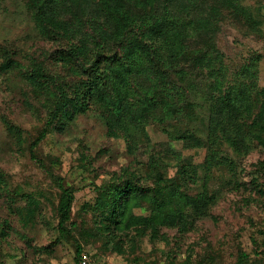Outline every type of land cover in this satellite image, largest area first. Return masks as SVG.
<instances>
[{
	"label": "rangeland",
	"instance_id": "rangeland-1",
	"mask_svg": "<svg viewBox=\"0 0 264 264\" xmlns=\"http://www.w3.org/2000/svg\"><path fill=\"white\" fill-rule=\"evenodd\" d=\"M66 1L46 11L49 0H0V264H77L78 245L99 264H264V183L258 181H264V144L253 136L243 141L221 134L215 143L207 137L218 88L207 66L202 71L193 61L204 54L220 67L224 89L246 84L259 93L264 0H198L186 16L211 18V29L163 41L159 58L170 46L184 47L172 66L193 72L194 88L176 85L172 93L196 118L176 108L165 121L150 118L136 133H117L125 125L111 105L96 100L76 110L68 103L34 148L43 168L30 145L57 99L54 80L79 82L87 77L84 66L118 53L119 38L101 36L108 24H91L100 1ZM143 1L123 0L135 19L155 21L165 10L164 2ZM41 20L56 32L45 33ZM70 43L82 48L81 61L60 52ZM146 59L126 74L133 105L142 104L156 80ZM39 67L50 76L47 84L35 75ZM54 175L74 190L76 225L66 223L71 235L58 229L61 192ZM129 182L140 192L131 213L141 223L128 224L118 202L116 211L107 204L113 185Z\"/></svg>",
	"mask_w": 264,
	"mask_h": 264
},
{
	"label": "trees",
	"instance_id": "trees-1",
	"mask_svg": "<svg viewBox=\"0 0 264 264\" xmlns=\"http://www.w3.org/2000/svg\"><path fill=\"white\" fill-rule=\"evenodd\" d=\"M48 7H43L48 11L50 8L67 2L66 0H49ZM102 7H97L96 19L94 22L101 26V22L108 24V28L100 27L101 36L107 38L110 36L118 37V53L105 54L103 64H97L95 61L90 62L83 67L86 78H82L76 83L61 84L58 80H54L55 87L58 89L57 99L54 105L49 109L47 119L44 127L39 135L30 145L31 158L39 165L45 168L44 163L36 156L34 148L45 137L49 128L53 125L55 118L62 115L68 103L74 105L76 110L84 109L87 105H91L96 100L103 103L106 107L111 105L114 114L124 123V129L117 131V133H136L137 125L148 121L150 118H158L165 121L169 118L171 113L176 108H181V112L191 117L196 118V115L191 111H187V107L181 102L174 99L172 90L176 85L184 86L187 84L189 89L194 88L192 84L191 71L177 69L172 66L179 56L183 53L184 47L176 48L170 46L165 58H159V51L163 47V41L170 43L172 40L178 41L179 36H192L193 33L210 30L213 26L211 18L207 16L187 17L186 11L188 5L196 4L198 0H151L153 3L164 2V11L158 16L157 20L135 19L133 14L126 8L123 0H116L115 4L111 0H99ZM149 2L144 0L143 2ZM166 2V3H165ZM188 2L187 5L184 3ZM166 4H171L172 8L167 7ZM191 7V6H190ZM213 13L219 18L220 10L213 9ZM41 17V16H40ZM128 25H130L129 31ZM41 27L45 33L56 32L50 29L46 23L41 20ZM97 42L101 48L103 45L99 43L95 37L92 38ZM67 48L68 51L61 50V53H69L78 61H81L83 54L82 48H77L76 45L70 43ZM97 58L101 51H96ZM12 57V56H11ZM10 59L12 60V58ZM168 57V58H167ZM146 59L149 63L148 74L155 75V83L150 85L147 95L142 101L141 105H133L132 101H128V94L132 86L129 82V77L126 74L137 65V61ZM194 64L200 69L204 70L207 66L208 70L206 76L214 77L215 86L218 88L217 92L212 93L211 100L208 107L207 127L210 128L207 137L212 139L215 143L216 139L221 135L234 136L235 139L240 137L243 141H250V137L257 138L264 144V88L258 90L259 93L253 92L245 87L246 84L238 86L232 85L231 88L224 89L223 81L225 75L220 67L212 65V61L207 59L204 54L195 55L193 58ZM214 68V69H213ZM211 70V71H210ZM37 78L47 84L50 76L39 67V71L34 69ZM176 74L177 79H173L172 75ZM116 83L117 85L108 84ZM110 88V89H108ZM184 90V89H183ZM257 94V97L255 95ZM260 96V97H258ZM254 99L260 102L258 110L253 104ZM97 101V102H98ZM83 102V106H82ZM161 107L163 114L157 112V108ZM75 112V111H74ZM101 114H99L100 116ZM101 117V116H100ZM173 126V125H171ZM260 131H257L256 129ZM180 128H175L176 132L180 133H194L189 128L184 132L178 131ZM199 144L203 146V141L199 140ZM213 151V150H212ZM216 154V153H215ZM214 154V155H215ZM210 169V167H207ZM56 185L61 192V198L58 206L59 221L58 229L62 234L71 235V229L66 227V223L70 222L71 228L75 227L76 223L71 219L72 205L75 199L74 190L66 186L59 175H54ZM257 179H255L256 181ZM260 183L264 181L258 180ZM130 184L113 185V191L109 195L107 204L110 209L118 210V204L122 206L120 216H129L128 224H133L138 221L141 223L143 218H135L131 213L132 203L138 198L139 190L133 182ZM202 197L205 194L201 195ZM118 202V204L116 203ZM165 208V207H164ZM162 206V211L164 210ZM164 212V211H163ZM120 220V219H119ZM121 222V221H120ZM81 245L77 247L76 262L78 264L80 256L83 251Z\"/></svg>",
	"mask_w": 264,
	"mask_h": 264
},
{
	"label": "built area",
	"instance_id": "built-area-1",
	"mask_svg": "<svg viewBox=\"0 0 264 264\" xmlns=\"http://www.w3.org/2000/svg\"><path fill=\"white\" fill-rule=\"evenodd\" d=\"M78 264H99L97 260L89 254L87 250L83 251Z\"/></svg>",
	"mask_w": 264,
	"mask_h": 264
}]
</instances>
